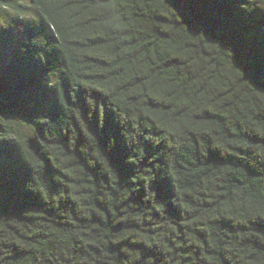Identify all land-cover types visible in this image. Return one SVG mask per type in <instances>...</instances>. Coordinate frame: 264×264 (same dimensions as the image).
Listing matches in <instances>:
<instances>
[{"label": "trees", "instance_id": "obj_1", "mask_svg": "<svg viewBox=\"0 0 264 264\" xmlns=\"http://www.w3.org/2000/svg\"><path fill=\"white\" fill-rule=\"evenodd\" d=\"M262 5L0 0V264H264Z\"/></svg>", "mask_w": 264, "mask_h": 264}, {"label": "rangeland", "instance_id": "obj_2", "mask_svg": "<svg viewBox=\"0 0 264 264\" xmlns=\"http://www.w3.org/2000/svg\"><path fill=\"white\" fill-rule=\"evenodd\" d=\"M264 8V5H262ZM27 17V15H25ZM26 19V18H25ZM24 18L21 21L15 19V14L10 11L0 12V56L8 57L18 46ZM0 146V160L12 159L15 157L13 149L8 142Z\"/></svg>", "mask_w": 264, "mask_h": 264}]
</instances>
